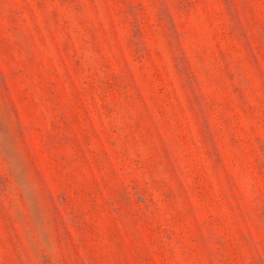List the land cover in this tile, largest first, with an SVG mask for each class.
Returning a JSON list of instances; mask_svg holds the SVG:
<instances>
[{"label":"rangeland","instance_id":"1","mask_svg":"<svg viewBox=\"0 0 264 264\" xmlns=\"http://www.w3.org/2000/svg\"><path fill=\"white\" fill-rule=\"evenodd\" d=\"M0 264H264V0H0Z\"/></svg>","mask_w":264,"mask_h":264}]
</instances>
